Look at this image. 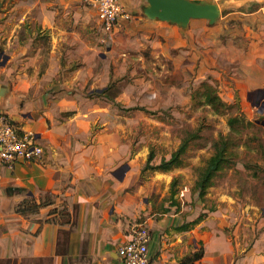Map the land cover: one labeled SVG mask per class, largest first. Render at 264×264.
Wrapping results in <instances>:
<instances>
[{"label": "crops", "instance_id": "1", "mask_svg": "<svg viewBox=\"0 0 264 264\" xmlns=\"http://www.w3.org/2000/svg\"><path fill=\"white\" fill-rule=\"evenodd\" d=\"M95 1L0 0V109L36 133L45 150L41 162L0 167V264H122L119 246L143 223L152 234L153 264H176L201 246L196 264H264L255 249L253 258H237L236 184L235 192L220 194V208L188 230L178 227L196 215L185 213L183 202L156 217L153 196L170 198L177 172L187 168L144 175L152 133L164 122L126 109L156 106L150 85H124L112 98L104 92L138 67L142 77L153 76L164 60L206 66L208 51L216 59L227 53L224 37L228 45L244 38V29L227 30L228 19L255 17L263 6L251 10L250 2L264 0H208L220 6L223 19L196 18L187 26L146 15L148 0H121L132 17H120L110 33ZM246 25V79L239 83L253 99L264 92V30ZM142 123L153 124L150 132L139 130ZM174 149L160 155L169 158ZM29 197L38 205L17 211Z\"/></svg>", "mask_w": 264, "mask_h": 264}, {"label": "rangeland", "instance_id": "2", "mask_svg": "<svg viewBox=\"0 0 264 264\" xmlns=\"http://www.w3.org/2000/svg\"><path fill=\"white\" fill-rule=\"evenodd\" d=\"M250 5L251 10L263 7L255 17L248 19L235 16L228 19L227 30L238 33L244 29L245 35L244 38L239 36L238 43L233 45H228L224 37V49H227V53L223 54V57L217 56L216 59L214 53L208 51L206 66L200 67L199 61L192 60L190 69L184 65L188 61L174 66L164 60L161 61L163 66L157 62L156 73L153 76L142 77L144 71L138 67L135 74L129 72L119 76L113 83L112 89L116 91L124 85L135 89L150 85V90L154 91L152 101H157L156 106L126 109V111L141 109L164 122L160 124L158 130H154L152 126L154 139L150 148H153L155 153L153 164L159 163L163 157H166L160 155L161 152L167 154L170 147L176 149L184 137L192 133L199 135L191 139L188 151L184 155L183 166L187 170L177 172L178 176H176L178 193L182 186L188 187L184 191L185 195L181 196L180 193L176 198L180 204L183 202L188 206L185 213H193L196 217L202 214L203 219L206 218L211 211L217 210L224 204V201L220 200V194L235 192V188L232 190V187L237 185L238 201L234 204L233 213L237 228L234 241L238 243L237 258L239 259L248 258V255L249 258H253L250 252L254 249L259 255H264V125L257 122L264 119V92H260V98H249L245 87L239 83V81L245 82L246 79V70L243 67L245 61H248L245 57L248 40L246 24L254 23L253 27H250L252 31L264 30V2H250ZM220 19L222 20L223 16L217 21ZM238 49H242L240 51L244 54H239ZM203 82L211 85L228 104L225 112H218L212 105L204 102V96L200 95ZM147 93L148 90H145L143 97ZM162 99L168 101L170 105ZM130 115H133V111ZM234 116H239L240 121L232 126L229 118ZM151 125L142 123L138 128L144 133L150 132ZM166 131H169L168 134ZM221 136L227 138L229 142L232 162L217 174L205 200H202L198 193L194 192L198 169L214 153V143L219 141ZM147 142L148 140H144L142 143ZM146 174L147 171H144V175ZM162 192H165L164 187L161 188L160 193ZM168 198L169 196L164 198H160V195L153 196V209L158 210L156 217L169 209Z\"/></svg>", "mask_w": 264, "mask_h": 264}, {"label": "built area", "instance_id": "3", "mask_svg": "<svg viewBox=\"0 0 264 264\" xmlns=\"http://www.w3.org/2000/svg\"><path fill=\"white\" fill-rule=\"evenodd\" d=\"M95 5L105 33L114 30L120 17H132V12L121 0H96ZM105 39L104 36L102 40ZM44 155V147L36 133L20 128L6 111L0 109V167L13 168L20 160L41 162ZM187 189V186L183 187L181 196ZM151 237L146 224L135 226L130 239L118 248L122 264H153L149 250Z\"/></svg>", "mask_w": 264, "mask_h": 264}, {"label": "trees", "instance_id": "4", "mask_svg": "<svg viewBox=\"0 0 264 264\" xmlns=\"http://www.w3.org/2000/svg\"><path fill=\"white\" fill-rule=\"evenodd\" d=\"M203 90L200 95L204 96V102L212 105L218 112H225L228 108V104L225 103L221 97L216 93L215 89L206 82L202 83ZM113 84L108 86L104 92L110 97H114L116 93L113 92ZM230 106V105H229ZM240 121L239 116H234L229 118V123L234 126ZM251 122V121H250ZM199 136L198 134L192 133L187 137H184L179 144V146L171 153L170 157H163L159 163L153 164L152 161L155 157L153 150L150 151L146 163L144 165L143 171L147 169H159V170H169L184 164V155L188 151L190 146V141L192 138ZM215 151L207 159L205 164L198 169V178L194 186V192L198 193L200 199L205 200L208 189L213 185L214 178L219 172L224 170L232 162V154L229 152V142L227 138L221 136V139L214 143ZM178 180L175 178L171 185V196L170 205L180 206V202L175 198V194L178 193L177 189ZM38 203L33 198H26L21 201L17 207V211H25L27 209L35 208ZM168 210V209H167ZM203 219V215L200 214L198 217L191 221H187L179 225V230H188L194 227ZM204 256V248L201 246L199 249L190 252L185 255L176 264H196Z\"/></svg>", "mask_w": 264, "mask_h": 264}, {"label": "water", "instance_id": "5", "mask_svg": "<svg viewBox=\"0 0 264 264\" xmlns=\"http://www.w3.org/2000/svg\"><path fill=\"white\" fill-rule=\"evenodd\" d=\"M144 11L149 17L172 21L182 26H187L196 18H205L214 23L221 16L220 6L207 0H148ZM257 122L264 125V120Z\"/></svg>", "mask_w": 264, "mask_h": 264}, {"label": "flooded vegetation", "instance_id": "6", "mask_svg": "<svg viewBox=\"0 0 264 264\" xmlns=\"http://www.w3.org/2000/svg\"><path fill=\"white\" fill-rule=\"evenodd\" d=\"M264 120V119H263ZM257 121H262V120H257Z\"/></svg>", "mask_w": 264, "mask_h": 264}]
</instances>
